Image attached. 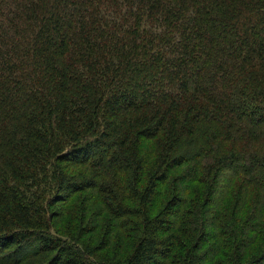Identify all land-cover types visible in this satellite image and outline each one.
<instances>
[{
    "label": "trees",
    "instance_id": "1",
    "mask_svg": "<svg viewBox=\"0 0 264 264\" xmlns=\"http://www.w3.org/2000/svg\"><path fill=\"white\" fill-rule=\"evenodd\" d=\"M0 264H264V0H0Z\"/></svg>",
    "mask_w": 264,
    "mask_h": 264
},
{
    "label": "rangeland",
    "instance_id": "2",
    "mask_svg": "<svg viewBox=\"0 0 264 264\" xmlns=\"http://www.w3.org/2000/svg\"><path fill=\"white\" fill-rule=\"evenodd\" d=\"M68 222L71 224L72 221L69 219ZM77 227H80V225H76ZM131 234L130 233H127V237H129Z\"/></svg>",
    "mask_w": 264,
    "mask_h": 264
}]
</instances>
